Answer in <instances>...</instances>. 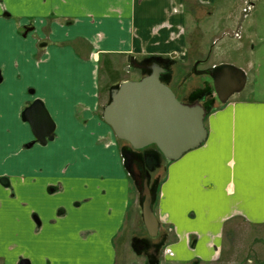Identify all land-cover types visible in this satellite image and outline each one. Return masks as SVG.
<instances>
[{
	"label": "crops",
	"instance_id": "obj_1",
	"mask_svg": "<svg viewBox=\"0 0 264 264\" xmlns=\"http://www.w3.org/2000/svg\"><path fill=\"white\" fill-rule=\"evenodd\" d=\"M253 1L0 0V264L123 261L136 234L139 196L122 143L101 119L99 62L174 57V73L189 60L203 63L209 57L190 41L200 47L192 16L201 11L214 32H234L255 10ZM247 2L253 8L244 15ZM30 23L34 39L21 33ZM223 42H212V82L223 65L241 69L245 82L225 102L215 91L206 141L166 166L156 211L167 242L161 264L212 263L233 218L264 226V97H254L252 63L220 54ZM179 84L173 90L184 102ZM38 100L55 136L29 148L34 135L23 111Z\"/></svg>",
	"mask_w": 264,
	"mask_h": 264
},
{
	"label": "water",
	"instance_id": "obj_2",
	"mask_svg": "<svg viewBox=\"0 0 264 264\" xmlns=\"http://www.w3.org/2000/svg\"><path fill=\"white\" fill-rule=\"evenodd\" d=\"M224 71H228L227 81L223 77ZM162 73L164 69L155 65L150 75L122 83L112 92L111 101L104 107L103 119L117 139L129 143L135 150L156 145L168 161H176L206 141V111L200 104L180 102L170 87L161 82ZM242 73L241 69L230 65L214 68V88L221 102L243 87L245 78ZM2 81L0 72V84ZM226 82L232 84L227 86ZM23 115L35 139L29 148L37 143L45 146L54 140L56 124L41 101H35ZM134 175L138 185L142 184L143 222L148 235L155 238L159 233V222L152 209L149 184L147 180L142 181L137 167ZM2 180L4 184L8 183L7 178ZM21 264L30 262L23 260Z\"/></svg>",
	"mask_w": 264,
	"mask_h": 264
},
{
	"label": "rangeland",
	"instance_id": "obj_3",
	"mask_svg": "<svg viewBox=\"0 0 264 264\" xmlns=\"http://www.w3.org/2000/svg\"><path fill=\"white\" fill-rule=\"evenodd\" d=\"M253 3L256 4L255 10L251 15H249L248 18L245 19L243 28L234 32H231L229 30L224 31L222 29L219 32H214V29L211 30V25L213 24L212 20L209 18V15L204 16L203 13H200L201 11H197V14L194 16H192V14L190 15L193 19L195 17L194 20L196 22L194 20H192V22L196 25V27H194L192 32L197 31V35H200V41H198L200 47L196 46V43H194V41L190 37L191 44H194V49L202 51V57L204 59L209 57V60H203V63L199 62L198 64L197 61L194 62L193 60H189L186 64H184V67L180 69L179 72L174 73V71L172 70L171 80L167 85L173 92L174 90L178 89L177 85L179 83V85H182L181 88L183 94H181L180 96L181 100H185L182 103L190 105V96L195 91L206 87L212 88L211 83L213 82L211 77L209 76V71L207 70H209L214 61H218V58L215 56H212L210 58V54L215 48V46L212 45V42L218 36L224 41L220 46V50H222L220 54H225L226 57L230 58V60H235L238 64H242L244 66H248L249 61L252 63L253 68L252 70H250V73L251 76H254L253 78L256 83V92L254 97H264V0H255L253 1ZM246 8L247 6H245V9ZM245 9L244 15H247ZM31 25L32 27H34L33 23ZM46 33L49 34V31H46ZM235 34H239L241 38H237ZM5 35H7V31H5ZM27 35L32 36L33 39L37 37V34L29 33ZM232 36H235L236 38ZM1 37L2 36L0 34V38ZM192 56V53H190V57ZM142 60L144 59H138L136 61L128 62L127 59L123 56L101 58V61L99 62V85L102 105L101 119H103L102 114L104 106L109 103V98L112 95L113 90H116L119 86L117 80L128 79L129 81H138L139 79H141L138 68L140 65L139 63ZM204 63V67H201V64ZM196 64L198 66V71H195ZM158 66L161 67L160 65ZM174 66H172V69H174ZM205 81H207L208 84H205ZM31 90L34 89L31 88ZM28 92H30V90ZM214 95L215 93H213L212 91V100H214ZM204 102L207 101H201L199 104L204 105ZM215 105L216 104L213 105V108H215ZM206 118L207 116L205 117V120ZM162 161L163 162H161V167L155 170L156 172L153 175L154 180H163L166 173V166L171 162L167 159H163ZM140 178L142 179V177ZM142 181H144V179ZM131 184L133 190L136 191L139 196V219L135 224L136 227L134 226L136 229V234L134 237H132L131 243L133 238H138L143 241L150 240L151 243H159L160 241H162L164 245L160 251V254L158 255V264H161L160 259L162 253L164 254L166 252V239H161V234H159L155 238L148 235L142 218V205L144 201V198L140 193V187L142 184L140 186L138 185L137 187L132 181ZM151 195L153 200L152 209L154 214L156 215L159 197L157 196V198L155 199L152 192ZM59 199L61 202H67L65 196H59ZM75 204L76 203H74L73 205L75 206ZM121 259L124 262L122 261L120 264H148L146 256L138 255L134 251L132 244L131 249L129 248L128 251L121 256ZM196 264L200 263L198 262ZM204 264H264V226L251 225L241 218H233L229 220L226 223L223 231V245L218 258H216L212 263Z\"/></svg>",
	"mask_w": 264,
	"mask_h": 264
},
{
	"label": "trees",
	"instance_id": "obj_4",
	"mask_svg": "<svg viewBox=\"0 0 264 264\" xmlns=\"http://www.w3.org/2000/svg\"><path fill=\"white\" fill-rule=\"evenodd\" d=\"M139 64L138 71L141 77L150 75L153 65H160L165 70V72L161 74V82L168 84L171 80V73L173 70L172 66H174L175 61L170 58L151 57L145 58ZM212 91H214L213 87L199 89L195 91L189 99L190 105L200 103L204 100L207 101L204 102L203 105L204 109L206 110L207 117L214 110L213 105L215 101L211 99ZM110 101L111 97L109 98V102ZM121 155L124 169L128 173L135 186H138L134 175V168L137 167L142 179H146L148 181L153 197L155 199L157 196L159 197L162 181L154 180L153 175L156 172L155 170L161 167V162H163L162 160L165 159V157L157 148V146L153 145L143 150L137 151L128 144L127 147L121 148ZM144 241L138 238H133L131 244L134 251L138 255L146 256L148 264H158V255L160 254V251L164 245L163 242L160 241L159 243H151L150 240Z\"/></svg>",
	"mask_w": 264,
	"mask_h": 264
},
{
	"label": "flooded vegetation",
	"instance_id": "obj_5",
	"mask_svg": "<svg viewBox=\"0 0 264 264\" xmlns=\"http://www.w3.org/2000/svg\"><path fill=\"white\" fill-rule=\"evenodd\" d=\"M6 15L9 16L8 14H6ZM31 24H32V23L26 25V26L22 29V34H25V36H26L27 34H29V33H33V32H34L35 28L32 27ZM0 72H1V71H0ZM31 92H32V91H31ZM33 104H34V102L29 103V104L27 105V107L24 109L23 114H24V112L27 111V109H28L31 105H33ZM22 118H23L24 121H26V120L24 119V115H23ZM33 141H35V139H34ZM120 143H122V148L128 146V144L124 143L123 140H120ZM130 146H131V145H130ZM142 180H143V179H142ZM144 180H146V179H144Z\"/></svg>",
	"mask_w": 264,
	"mask_h": 264
},
{
	"label": "built area",
	"instance_id": "obj_6",
	"mask_svg": "<svg viewBox=\"0 0 264 264\" xmlns=\"http://www.w3.org/2000/svg\"><path fill=\"white\" fill-rule=\"evenodd\" d=\"M251 9H252V7L250 5H247V8L245 9V12H249V11H251ZM236 36L239 37L238 34H236Z\"/></svg>",
	"mask_w": 264,
	"mask_h": 264
},
{
	"label": "snow or ice",
	"instance_id": "obj_7",
	"mask_svg": "<svg viewBox=\"0 0 264 264\" xmlns=\"http://www.w3.org/2000/svg\"><path fill=\"white\" fill-rule=\"evenodd\" d=\"M37 119H40L39 116L37 117Z\"/></svg>",
	"mask_w": 264,
	"mask_h": 264
}]
</instances>
